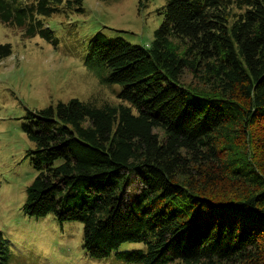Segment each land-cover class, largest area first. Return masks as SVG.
I'll return each instance as SVG.
<instances>
[{"label": "trees", "instance_id": "obj_1", "mask_svg": "<svg viewBox=\"0 0 264 264\" xmlns=\"http://www.w3.org/2000/svg\"><path fill=\"white\" fill-rule=\"evenodd\" d=\"M62 5L83 0H0V22L52 40L44 18ZM163 12L147 45L92 40L119 103L28 112L24 211L82 222L94 258L141 242L117 257L264 264V0H166ZM11 52L0 41V61ZM7 248L0 231V264Z\"/></svg>", "mask_w": 264, "mask_h": 264}, {"label": "rangeland", "instance_id": "obj_2", "mask_svg": "<svg viewBox=\"0 0 264 264\" xmlns=\"http://www.w3.org/2000/svg\"><path fill=\"white\" fill-rule=\"evenodd\" d=\"M166 0H83L82 10L62 5L44 18L56 39L25 37L22 28L0 22V41L12 52L0 61V231L7 239L5 264H140L117 257L142 247L124 242L102 258L83 246V224L59 222L51 213L35 217L24 211L26 187L37 172L36 146L23 130L28 112L70 98L117 104V84L91 51L101 33L147 45L163 21ZM193 81L185 73L183 81ZM92 103V104H93ZM134 178V175H132ZM132 194L139 190L133 182Z\"/></svg>", "mask_w": 264, "mask_h": 264}]
</instances>
